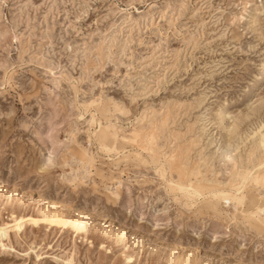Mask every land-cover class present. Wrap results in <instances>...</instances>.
Returning a JSON list of instances; mask_svg holds the SVG:
<instances>
[{
    "label": "rangeland",
    "instance_id": "1",
    "mask_svg": "<svg viewBox=\"0 0 264 264\" xmlns=\"http://www.w3.org/2000/svg\"><path fill=\"white\" fill-rule=\"evenodd\" d=\"M263 66L264 0H0V264H264Z\"/></svg>",
    "mask_w": 264,
    "mask_h": 264
},
{
    "label": "bare ground",
    "instance_id": "2",
    "mask_svg": "<svg viewBox=\"0 0 264 264\" xmlns=\"http://www.w3.org/2000/svg\"><path fill=\"white\" fill-rule=\"evenodd\" d=\"M262 69H263V71H262V73H260V76L264 75V66H263ZM224 115H225V112H223L219 116V118H223ZM164 119H166L165 116H164ZM148 139H150V136H148ZM252 149L258 151V153L260 154L259 155L260 157L257 158V163L254 164L250 170L246 171L245 175L243 176L244 182L246 183V181H248L249 183H252V184L264 183V146H259V144L254 142L253 145H252ZM250 155H251V153L246 155L247 156V160L246 161H248V162L250 161ZM219 157H221L223 159V161L230 162L233 168H236L238 163H239V161H237L238 158H236L233 155H231L229 151L221 152L219 154ZM235 171H237V170H235ZM228 183H230V182H228ZM217 185H219L220 187H223V186L220 185V183H218ZM242 186H244V185H242ZM245 186H247V185H245ZM236 195H238V197ZM232 199L235 202H237L239 204V206H243V205H245L247 203H253V202L256 201V199L253 198V197H251V198H249L247 200L244 195L240 194V192L238 194H233L232 193Z\"/></svg>",
    "mask_w": 264,
    "mask_h": 264
}]
</instances>
